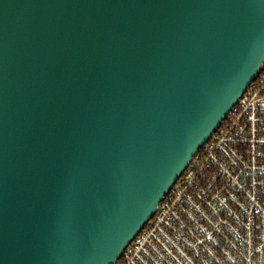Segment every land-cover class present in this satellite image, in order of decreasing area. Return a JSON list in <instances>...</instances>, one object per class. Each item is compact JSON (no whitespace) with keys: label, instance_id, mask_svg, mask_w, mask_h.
<instances>
[{"label":"water","instance_id":"water-1","mask_svg":"<svg viewBox=\"0 0 264 264\" xmlns=\"http://www.w3.org/2000/svg\"><path fill=\"white\" fill-rule=\"evenodd\" d=\"M264 60V0H0V264H114Z\"/></svg>","mask_w":264,"mask_h":264},{"label":"built area","instance_id":"built-area-1","mask_svg":"<svg viewBox=\"0 0 264 264\" xmlns=\"http://www.w3.org/2000/svg\"><path fill=\"white\" fill-rule=\"evenodd\" d=\"M114 264H264V60Z\"/></svg>","mask_w":264,"mask_h":264}]
</instances>
